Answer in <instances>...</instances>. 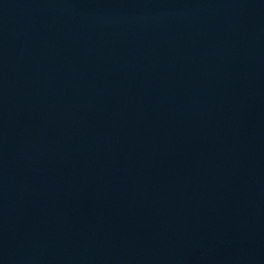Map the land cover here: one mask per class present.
<instances>
[{
  "label": "water",
  "instance_id": "95a60500",
  "mask_svg": "<svg viewBox=\"0 0 264 264\" xmlns=\"http://www.w3.org/2000/svg\"><path fill=\"white\" fill-rule=\"evenodd\" d=\"M0 264H264V0H0Z\"/></svg>",
  "mask_w": 264,
  "mask_h": 264
}]
</instances>
